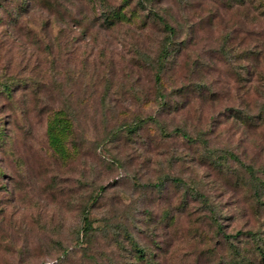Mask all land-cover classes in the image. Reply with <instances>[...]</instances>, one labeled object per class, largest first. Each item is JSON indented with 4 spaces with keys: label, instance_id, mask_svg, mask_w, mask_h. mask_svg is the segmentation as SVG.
Listing matches in <instances>:
<instances>
[{
    "label": "rangeland",
    "instance_id": "1",
    "mask_svg": "<svg viewBox=\"0 0 264 264\" xmlns=\"http://www.w3.org/2000/svg\"><path fill=\"white\" fill-rule=\"evenodd\" d=\"M0 264H264V0H0Z\"/></svg>",
    "mask_w": 264,
    "mask_h": 264
},
{
    "label": "trees",
    "instance_id": "2",
    "mask_svg": "<svg viewBox=\"0 0 264 264\" xmlns=\"http://www.w3.org/2000/svg\"><path fill=\"white\" fill-rule=\"evenodd\" d=\"M84 221H85V223H86V227H87V228H91V223H90L88 217H86V215H85V217H84Z\"/></svg>",
    "mask_w": 264,
    "mask_h": 264
}]
</instances>
